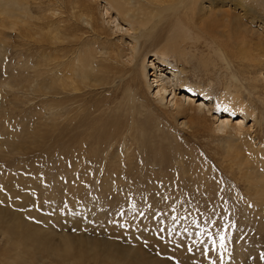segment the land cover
<instances>
[{"label": "rangeland", "instance_id": "1", "mask_svg": "<svg viewBox=\"0 0 264 264\" xmlns=\"http://www.w3.org/2000/svg\"><path fill=\"white\" fill-rule=\"evenodd\" d=\"M18 1L6 0L5 2L13 4ZM31 1L34 2V0ZM98 8L97 5L91 11L92 14H89L93 24L91 27L83 24L78 18H71V20L68 19L67 14L62 16V21H66V24L63 23L67 28L66 34L69 33L71 39L70 44H66L67 49L63 51L67 53V57L59 56L58 60L64 61L70 58L67 71L63 75L76 85L73 83L75 90L70 94H61L53 99L48 96H36L38 98L30 96L27 99L23 93L17 94L12 91L11 93L6 88L7 82H20L21 78L16 75L20 77L29 71L28 66L25 65L26 62L30 63V68H34L39 59L36 58L37 51L33 43L24 42L18 30L22 25L12 24L9 29L0 28V214L5 217L8 212L20 214L21 222L30 224L33 227L31 231L39 234L47 246L64 249L71 245L76 249L75 254L78 255L76 257H80L79 250L88 249L89 240L85 239H91L92 242L94 240L99 242L98 244L109 242L114 244V248L117 245L123 247V251L119 253L120 256L115 257V253L110 252L112 262L115 258L121 260L122 254L127 251H129L127 255H131L135 249L141 248L143 251L141 253L146 260L150 261V258L161 264H264V208L260 207V210L244 208V205H254L257 201L250 196L248 198L244 196L242 190L239 196L234 197L230 192L231 183L228 176L223 174L221 164L217 160L214 162L213 156L209 158L208 165L204 164L203 170L197 171L202 168L199 160L197 163L193 162L191 167L184 166L183 157L185 155L188 157L190 152L194 153L195 149L190 146L199 140L189 137L187 131L177 127L163 113L158 114L162 120L159 124L161 130L152 131L154 136L159 133L160 135L154 140L149 139L144 149H140L137 142L128 139L130 144L137 145L129 150L131 151L130 156L134 154L130 161H123L118 165L111 162L113 159L106 160L107 157L112 158L113 152L120 153L119 150L123 153V156L120 155L121 158L125 157V152L121 147L122 135L136 134L140 140L145 139H142L143 131L140 126L132 124L130 111L132 93L129 89L138 90L139 88L140 90L143 87L141 70L133 69V65H127V62L123 64L126 58L118 63L106 61L107 52H112V56L119 51L123 54H130V51L126 52V50L130 49L131 42H133L139 46L143 44V54H146L153 50L152 43L156 45L157 50H160L167 44H176L181 49V42L179 39L175 40L170 30L173 28L167 26L165 22L158 24L147 42H145V34L140 36L132 33L136 38L132 35L125 36L122 33L113 34L111 31H115L114 26H111L109 30L105 24L101 23ZM10 21H16V19L12 18ZM34 22L37 24L39 20ZM47 26L43 27L46 29L44 33L50 30L49 25ZM87 46H90L92 53ZM48 53L51 54L54 51L50 50L45 54ZM3 54H6V57ZM150 55H148L145 66L151 74L153 69L150 67V61L154 57ZM167 55L165 58L168 61L170 59L171 63L183 67L178 54L169 52ZM84 56H91L92 64H94L93 73L91 65L85 67V71L90 73V80L80 78L84 70L80 62ZM54 57L56 56L53 55V59ZM197 65L198 62L195 61V66ZM188 69H190L187 75L189 81L195 79L190 82L202 85L204 83L203 86L206 88L211 85V97L208 104L221 97L224 93L225 81L228 82L230 76L238 78L239 84H243L245 99L258 108L256 121L249 123L254 128L249 132L248 138L252 142V149L256 151V155L264 152V117L262 116L264 113V74L258 73L250 77V74L242 72L239 75L237 68H234L224 75L222 70L220 75L218 73L212 77L211 81L214 84H211L206 77L199 80L196 68L188 67ZM31 71L33 70L30 69ZM53 72L45 74L39 79V83L44 86L49 84L51 78H54ZM12 74L18 79L13 80ZM106 82L110 85L106 86ZM184 93L188 92L185 90L182 94ZM149 94L147 96L150 97ZM199 98L193 99L198 100ZM201 100L197 104L201 103ZM107 102H110L112 111L119 108V112L113 113L114 124L108 122V116L105 114ZM162 111H165V108ZM214 113L228 116L224 111ZM141 117L138 114L135 115L136 120L144 121L145 118ZM239 117L236 114L233 122H236ZM153 119H148V123L156 122V118L153 117ZM208 122L207 125L212 127V119ZM154 125L151 127L153 128ZM168 133H170L169 136H167ZM109 137L110 140H117V142L113 141V144L109 143L112 145L111 150L107 146ZM188 140L191 142L190 146L187 144ZM200 141H202L200 145L202 153L213 152L209 149V145H213L212 142L215 141L208 134L204 138L201 137ZM3 142L4 144L7 142V145H3ZM173 149L178 151L173 152ZM174 153L178 155H173ZM161 154L163 156L167 154V157ZM143 159L147 162L145 165H143L145 163ZM117 161H120L118 157ZM137 165L138 170L139 168L141 171L148 169L150 173H153L149 181H142L140 176L133 174L132 171L137 168ZM238 197L241 200L235 203L234 199ZM150 199L152 203L148 204ZM97 205H101L100 208ZM11 218L13 221L14 217L11 216ZM53 229L56 232H52ZM1 231L8 232V238L10 236L19 241L24 259L29 262L38 259L31 255L38 245L26 242L23 235H16L15 238V235L13 236L2 224H0ZM63 233L69 241L62 237ZM47 234H52V236ZM80 236L85 240L84 243L78 241L81 239ZM45 237L49 240H45ZM13 246L15 245L11 243L7 245L0 233L2 264L8 256L14 258L10 259L14 263L20 262L19 258H15V247ZM143 257L139 259L145 262ZM69 259L72 258L69 257ZM129 260L126 259V263ZM86 261H90L89 258H86ZM45 263L58 264L52 257L46 259ZM41 264H44V258L41 259Z\"/></svg>", "mask_w": 264, "mask_h": 264}, {"label": "bare ground", "instance_id": "2", "mask_svg": "<svg viewBox=\"0 0 264 264\" xmlns=\"http://www.w3.org/2000/svg\"><path fill=\"white\" fill-rule=\"evenodd\" d=\"M5 1L6 0H0V28L9 29V26L12 24H15L17 26L22 25L21 29L18 30L23 36L24 42H29V44L33 43L34 48L37 51L36 58L39 59L37 64H35L34 62V68H30L31 65L29 62L25 63V65L28 66L29 71H27L23 76L20 75V77L16 75L18 78H21L19 83L7 82L6 85V88H8L10 92L12 91L13 93L17 94L23 93V96H25V98L27 99H29L30 96H48L53 99L61 94H70L75 90L76 83L73 82L75 84L74 85L69 81L68 78L64 77L63 75L64 72L67 71L66 68L69 66L68 60H70V58L64 61L58 60L60 59L59 56L67 57V53L63 51L67 49L66 44H70L71 39V35H68L69 33L66 34L67 28L66 26H64L66 24V21H62V16L64 14L68 15V19L78 18L83 24L91 27L93 26V24L91 18L89 17V14L98 5L99 8L97 10L100 13L99 15L101 16V23L105 24V26H107L109 30H111V26H114L115 31H111L113 34L122 33L125 34V36H130L132 35V33L133 35L140 36L142 34H145V42L150 40L151 35L154 34L155 28L158 26V24L165 22L167 26L172 27L173 29L170 30L172 31L175 40L179 39V41L181 42V49L176 44H167L160 50H157L156 45L152 43L151 48L153 50L148 51L146 54H143L144 45L142 44L139 46V44L135 45V43L131 42L130 49L126 50V52L130 51V54H123V52L119 51V53L117 52L116 54H114L115 56H112V52H107V55L105 56L106 61L115 63H118L122 59L126 58L127 60L124 61L123 64H126L127 62V65H133V69L139 68L141 70L143 87L140 90L139 88H137L138 90L129 89L132 93L130 95V111L132 124H137L140 126L141 130L143 131L142 139L145 138L144 140H140L139 136L136 134L133 136H128L126 134L122 135L121 147L123 149H121L124 150L125 157L121 158V156H123V153L121 150H119L120 153L117 151L116 153L113 152L112 158L107 157L106 160L111 161L113 159L111 162L118 165L123 161L128 162L132 157H134V154L132 156L129 155L131 152L129 150H131V147L137 146L130 144L128 142V139L133 140V142H137L140 149H144L145 144L149 139L154 140L156 136H159L160 133L159 135L156 134V136H154L152 134V131L154 129H156V131L161 130L159 124L162 120H160L158 115L159 112H161L166 118L172 120L177 125V127L181 128L183 131H187V135L189 137H194L199 140L198 142L193 143L192 146H190L191 142L189 140L187 141V144L195 150H193L194 153L190 152V155L188 157H186V155L185 157H183L182 164H184V166L191 167L193 162L197 163V160H199V164L202 168L197 169V171L203 170L204 164L208 165V162L210 161L209 158L213 156L214 162L218 161L219 164H221V171L223 172V174L228 176V179L231 183L230 192L234 195V197L239 196L242 190L244 191V196H247V198L250 196L257 201V203H254V205H244V208H253L255 210H260V207L264 208V152L256 155V151L252 149V142H250L248 138L249 132L254 128L253 125H249V123L256 121V118L258 117V108L251 102H248L247 99H245L243 92L244 87L243 84H239L240 82L238 78H233L232 76H230V80L228 82L225 81L224 93L221 95V97L217 100L214 99V102L212 101V103L208 104L207 102H210L211 97V85H209V88H206L203 86V82H201L203 83V85L193 84V82H190L193 79L189 81V78L187 76L190 72H188V70H190L188 69V67L196 68V73L200 77L199 80L206 77L211 81L214 75H218V73L220 75V71L223 70L224 75H226L227 71H231L234 68H237V72L239 75L242 72L250 74V77L257 75L258 73L264 74V0H34V2H32L31 0H19L18 2L13 4ZM12 18H14V20L16 19V21H10V19ZM34 18L39 20L37 24L34 21L38 20H35ZM47 25H49L50 30L49 32L44 33V30L46 29H44L43 27ZM2 34L4 33L2 32ZM133 35L132 37L136 38ZM50 50L52 52L54 51V53L45 54ZM32 51L34 50L32 49ZM60 52H63V54L59 55ZM169 52L178 54L181 57L183 67H178V65L171 63L170 59L168 61L165 58L167 53ZM3 55H5L6 57V54ZM53 55L56 56L54 57V59ZM148 55H150V57H154L152 61H150V67H152L153 69L151 74L149 73V71H147L148 67L145 66ZM90 57L84 56V58L80 62V64H82L84 68V70L81 72V80H85L86 78L87 80H90L91 78L90 73L85 71V67L87 65H91V72H94V64H92L93 62ZM78 58L79 57L77 56V59ZM195 61L198 62L197 66H195ZM30 69H32L33 71L30 72ZM52 71H54V78H51L52 80L49 82V84L46 83L47 85L45 86L40 84L39 79L44 77L45 74H48ZM31 73H33L34 75L32 76ZM59 75L61 77H58ZM11 78L13 80L18 79L13 74ZM74 79H76V77ZM193 81H195V79ZM222 83L224 82L222 81ZM11 84L17 85L12 86ZM211 84H214L213 81H211ZM109 85V82H106V86ZM185 90L188 93L182 94V92ZM148 93H150V97L147 96ZM196 97L200 98L198 100H194L196 99ZM200 99H202L201 103L197 104ZM111 107L110 102H107L105 114L106 116H108V122L114 124L113 113L119 112V108H115L112 111ZM163 108H165V111H162ZM126 111H128V109H126ZM215 111H218L219 113L221 111L227 112L228 116H223L221 115V113L220 115H215ZM136 114L142 116L141 118L144 117L145 120H136ZM236 114L240 117L236 120V122H233V117H235ZM262 116L264 117V113L262 114ZM153 117L156 118V122L148 123V119H153ZM74 119H76V117ZM210 119H212V127H209L207 125V122ZM153 125L154 127L152 128L151 126ZM150 127L152 129H150L149 131ZM163 131L164 130H162V132ZM169 134L170 133L166 135L169 136ZM207 134L213 139V141H215L212 142L213 145H209V149L213 152L202 153L200 151V145H202V141H200V138H204V136H207ZM106 135L108 136V134ZM144 135H147V137H144ZM108 139L109 140L107 146L109 147V150H111L112 145H110L109 143L112 142L113 144V141L117 142V140H110V137ZM13 140L14 139L10 141ZM7 142H5V144L3 142L2 144L7 145ZM13 144H15V142ZM151 148H149V150H152ZM174 150L176 149H173V152ZM1 151H3V149ZM177 151L178 150H176L175 152ZM159 153L158 155H160ZM145 154L147 155L148 153ZM170 154H172L171 151ZM173 155L178 154L174 153ZM117 157L120 161H117ZM143 160L145 162V159ZM146 163L147 162H145L143 165H145ZM139 170L137 165V168L133 169L132 172H134L133 174H135L136 176H140L142 181H149L150 175L153 173H150L148 169H144V171H141V169L139 168ZM144 197L146 198V196ZM239 199L240 197H238V199L235 198L234 202L239 203ZM182 200H184V198ZM149 203H152L151 199L148 204ZM108 205L109 204H107V206ZM77 213L81 212L77 211ZM11 216L14 217L13 221H11ZM1 221L2 223L0 224L8 229V231L11 232L13 236L15 235V238L16 235H23L26 238V242L38 245L37 248L35 247L36 251L33 250L36 254H31L34 258L38 257V259L36 258L37 260L29 262L27 259L23 258L19 241L11 238L10 236L8 238V232L5 233L4 231H1L0 233L7 245L10 243L15 245L13 246L15 247V258L20 259V262L14 263V261L10 260L14 258H12V256H8V258L5 259V263L3 264H41V259L43 258L44 264H46L45 260L49 259V257L54 258L55 261L58 262V264H103L104 262V264H161L158 261L150 258V261L146 260L141 253L143 252L141 248L135 249V252L131 255H127L129 251L125 252L124 250L125 253L120 257L123 260H116V258H113L115 261L112 262L110 252L115 253V257L120 256L119 253L120 251H123V247L117 245V247L114 248L113 243L106 242L98 244L99 242H97L96 240L92 242L91 239H85L89 240L88 249H86L85 251L79 250L80 257H76V249L74 247L72 248L71 245L68 247L66 246L64 249L47 246V243L41 240L42 238L39 236V234L31 231V228L33 227H31L30 224L21 222V215L18 213L11 214V212H8L6 214V217L0 214V222ZM52 232L56 231L53 229ZM52 234L47 235L52 236ZM62 237L68 240L67 236L64 235V233ZM45 240H49V238L45 237ZM85 240L82 238L80 240L78 239V241H81L83 243L85 242ZM14 241H16V243ZM3 255L4 253L2 252V256ZM69 257H71L72 259H69ZM140 257H143L145 262L140 260ZM86 258H89L90 261H86ZM126 259H130L129 262L126 263ZM1 261L2 259H0V263Z\"/></svg>", "mask_w": 264, "mask_h": 264}]
</instances>
